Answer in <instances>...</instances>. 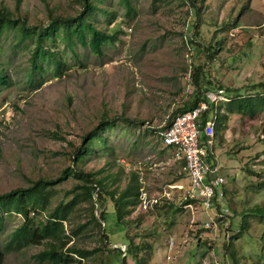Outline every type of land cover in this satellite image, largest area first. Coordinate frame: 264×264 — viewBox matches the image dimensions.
<instances>
[{
  "label": "rangeland",
  "instance_id": "rangeland-1",
  "mask_svg": "<svg viewBox=\"0 0 264 264\" xmlns=\"http://www.w3.org/2000/svg\"><path fill=\"white\" fill-rule=\"evenodd\" d=\"M129 1V12L120 0L101 2L111 11V22L107 25L97 15L98 27L116 34L101 54L75 41H45L44 47L61 62L58 76L47 61L31 71L27 59L34 37L18 43L7 32L0 39V63L9 79L0 88V194L26 187L29 180L56 177L71 165L72 147L106 116L117 120L102 131L101 140H92V152L79 166L119 175L120 187L134 172L139 187L126 232L115 225L109 201L100 208L108 211L106 226L113 243L103 255L106 264H119L113 249L122 253L125 246L118 244L124 238L140 249V264H264V226L258 218L243 215L252 207L264 208V94L252 90L264 83V0H199L197 11L188 0ZM18 3L30 27L47 23L46 5L61 17L81 10V0H0V8L14 11ZM192 35L197 41L193 45L186 42ZM198 89L205 99L224 90L208 118L215 121L210 155L225 178L221 204L229 213L211 229L202 225L218 209L206 212L195 200L184 204L189 188L182 162L158 134ZM239 95L247 99L235 103L251 106L249 110L232 107ZM75 182L70 178L51 191L50 208ZM78 209L64 223L66 234L91 216L89 203ZM98 213L93 215L99 220ZM2 215L3 264H48L35 258L41 246L5 248L23 219ZM44 218L43 213L39 219ZM88 230L69 245L99 246L97 225L89 223Z\"/></svg>",
  "mask_w": 264,
  "mask_h": 264
},
{
  "label": "trees",
  "instance_id": "trees-1",
  "mask_svg": "<svg viewBox=\"0 0 264 264\" xmlns=\"http://www.w3.org/2000/svg\"><path fill=\"white\" fill-rule=\"evenodd\" d=\"M102 1L105 0H81V10L72 17L54 15L51 8L46 5L48 21L40 27L28 26L27 19L20 14L19 3L14 11L1 7L0 39L7 32H12L18 43L26 42L34 37V47L29 59H27V62L29 60L31 71H38L41 68V64L47 61L53 65L55 75L58 76L61 73V62L57 59L54 51L44 47L45 41L61 39L68 45L80 43L83 46H88L93 53L101 54L103 45L115 40L116 34L98 27L97 15L105 18L107 25L111 22L108 19L111 16V11L101 6ZM120 1L127 12L131 11L132 7L129 0ZM188 1L193 4L192 8L196 11L199 9L195 5L199 0ZM198 24L197 17L193 28L196 29ZM186 42L191 45L197 43L193 35L188 37ZM201 48L204 50V45ZM206 50L208 54L210 47ZM8 83L9 79L6 69L0 63V88ZM252 90H261V93L264 94V83L255 85ZM246 99L239 95L233 102ZM201 101H206V99L198 89L192 102L182 107L180 112L184 113L191 110ZM234 103L232 107L237 110H249L251 108V106L245 108L246 105L241 103ZM212 107V104H209L208 110L201 115L203 123L210 119L208 116L212 111ZM174 118L169 120L164 128H168ZM118 119L124 123L139 124L138 121L129 120L125 117H119ZM116 120L104 116L95 128L83 135L80 139V144L73 146L70 151L71 165L62 170L56 177L29 180L26 187L11 189L0 194V228L3 222L2 214L14 213L20 215L23 219L22 223L10 234L5 247L7 250L12 248L21 249L27 246H41V250L35 255L36 260L40 263L83 264L86 261L87 264H106L103 260V255L110 252L109 246L113 243L109 241L106 226L108 211L105 208H100L105 207L106 202L109 201L112 205L115 225L126 232L128 226L132 224L131 220L128 219L131 214V207L137 204L139 197L137 175L134 172L129 173L124 187H120L119 175L106 173L104 170L97 172L86 171L79 166V161L92 152V140H101L102 131L110 128ZM205 141L206 137L201 134L200 142L204 144ZM70 178L75 179L76 182L70 189L65 191L63 199L50 208L51 191ZM94 197L96 202H93ZM194 200L199 202L191 197L189 193L182 197L184 204L193 203ZM82 203H89L91 216L83 222L76 223L75 227L70 229V234H66L64 223L71 222ZM94 211L99 212V220L94 217ZM43 213L45 218L39 219ZM243 215L245 218H258L264 226V208L255 206L245 211ZM88 221L98 227L99 246L87 249L75 243L69 245L75 236H80L83 233L88 235L86 233L89 231ZM101 223H104V226ZM121 243L125 245L123 256L118 248L113 249L117 251V262L119 264H128L129 259H132L133 264H140V249L133 244L131 238H124ZM3 262L4 253L0 250V264H3Z\"/></svg>",
  "mask_w": 264,
  "mask_h": 264
},
{
  "label": "built area",
  "instance_id": "built-area-1",
  "mask_svg": "<svg viewBox=\"0 0 264 264\" xmlns=\"http://www.w3.org/2000/svg\"><path fill=\"white\" fill-rule=\"evenodd\" d=\"M221 93L223 91L219 90L217 94L207 95L206 101L200 102L187 112L177 114L168 128L158 132L163 146L171 148L174 157L182 162L183 173L188 179L189 195L197 199L206 212L218 209L214 219L202 225L204 229L216 227L229 213L221 204L225 178L219 174L215 159L210 155L215 121L213 118L203 123L201 119L209 104L222 99ZM201 134L206 137L204 144L200 142ZM168 249L170 253L174 250V240L171 237L168 240ZM124 252L125 249H122V255Z\"/></svg>",
  "mask_w": 264,
  "mask_h": 264
},
{
  "label": "water",
  "instance_id": "water-1",
  "mask_svg": "<svg viewBox=\"0 0 264 264\" xmlns=\"http://www.w3.org/2000/svg\"><path fill=\"white\" fill-rule=\"evenodd\" d=\"M103 228V227H102ZM118 245H123V244H118ZM125 246V245H124Z\"/></svg>",
  "mask_w": 264,
  "mask_h": 264
}]
</instances>
